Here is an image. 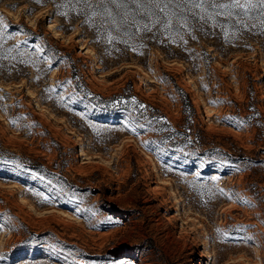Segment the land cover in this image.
<instances>
[{"label": "rangeland", "instance_id": "1", "mask_svg": "<svg viewBox=\"0 0 264 264\" xmlns=\"http://www.w3.org/2000/svg\"><path fill=\"white\" fill-rule=\"evenodd\" d=\"M67 2L0 0V264H264V9Z\"/></svg>", "mask_w": 264, "mask_h": 264}, {"label": "snow or ice", "instance_id": "2", "mask_svg": "<svg viewBox=\"0 0 264 264\" xmlns=\"http://www.w3.org/2000/svg\"><path fill=\"white\" fill-rule=\"evenodd\" d=\"M102 4L111 3L116 5L118 8L125 7L124 4L118 3V0H101ZM132 5H134L138 10L144 11L147 15L151 16L154 13V10H158L161 13H166V10L170 8L173 0H131ZM179 7V5H177ZM193 7L204 9L205 7V0H199V3H195ZM209 7L214 8H223V9H230V8H239L245 11H248L254 7H260L264 9V0H259V4H253L251 0H247L246 3H241L240 0H232L231 3H217L216 0H211L209 3ZM104 11L111 15V10L107 7L104 8ZM170 23V21H169ZM0 24H3V19L0 18ZM4 27H7L6 24H3Z\"/></svg>", "mask_w": 264, "mask_h": 264}, {"label": "trees", "instance_id": "3", "mask_svg": "<svg viewBox=\"0 0 264 264\" xmlns=\"http://www.w3.org/2000/svg\"><path fill=\"white\" fill-rule=\"evenodd\" d=\"M5 1H11L12 3H15V5L11 6L12 8H14L15 6H17V4L19 2L21 3H24L28 0H5ZM32 4L34 5H38V4H43V3H52L53 5L57 6L58 3H63V4H67L69 0H29ZM97 2V0H95ZM85 2V0H74V3L76 4H83ZM118 3H122L125 5V8L127 11L130 12V16L132 17H136V12L137 11H141V10H138L134 5H132L131 3V0H118ZM109 5H114V4H111V3H108ZM176 9L175 10V13H176V16L178 17V19H180L182 22H185L186 23V26H185V29L186 27L187 28H191L193 27V24L190 22V20H183V15H187V13L184 11L183 7L179 5V7L175 6ZM230 10L232 12H234V10H237L238 12H242L243 9H239V8H230ZM184 11V12H183ZM213 11H218L219 12V9L215 8L213 9ZM229 13V10L228 9H225V13ZM179 13V14H178ZM190 29V30H191ZM188 30V31H190Z\"/></svg>", "mask_w": 264, "mask_h": 264}, {"label": "bare ground", "instance_id": "4", "mask_svg": "<svg viewBox=\"0 0 264 264\" xmlns=\"http://www.w3.org/2000/svg\"><path fill=\"white\" fill-rule=\"evenodd\" d=\"M198 255H199V257L201 258L199 264H202V261H201V260H202V257H203L204 254L200 252Z\"/></svg>", "mask_w": 264, "mask_h": 264}]
</instances>
